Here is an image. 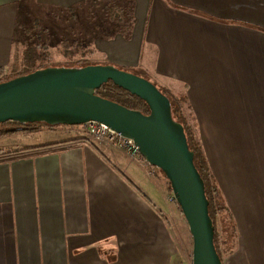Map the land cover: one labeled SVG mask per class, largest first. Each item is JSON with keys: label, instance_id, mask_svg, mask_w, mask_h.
<instances>
[{"label": "crops", "instance_id": "crops-1", "mask_svg": "<svg viewBox=\"0 0 264 264\" xmlns=\"http://www.w3.org/2000/svg\"><path fill=\"white\" fill-rule=\"evenodd\" d=\"M22 1L0 0V71ZM34 1L52 15L75 8V18L94 6V56L186 97L236 228L222 264H264V0ZM111 1L131 7L128 37L100 35V6ZM34 128L0 136V264H175L177 204L162 172L79 131Z\"/></svg>", "mask_w": 264, "mask_h": 264}, {"label": "water", "instance_id": "water-1", "mask_svg": "<svg viewBox=\"0 0 264 264\" xmlns=\"http://www.w3.org/2000/svg\"><path fill=\"white\" fill-rule=\"evenodd\" d=\"M108 82L145 102L149 113L94 94ZM6 122L51 127L97 122L131 140L145 161L168 180L192 239V264H222L193 152L182 126L171 118L168 98L149 80L112 65L36 70L0 83V124Z\"/></svg>", "mask_w": 264, "mask_h": 264}, {"label": "trees", "instance_id": "trees-1", "mask_svg": "<svg viewBox=\"0 0 264 264\" xmlns=\"http://www.w3.org/2000/svg\"><path fill=\"white\" fill-rule=\"evenodd\" d=\"M126 3L128 4V6H120L116 2L111 1L100 6L101 13L99 14L98 18L102 23L100 25L101 29L109 27L110 30L113 29L112 33L121 34L125 37L129 36L131 26L134 22V18L132 16V10L131 7H129V3ZM74 9L75 8H71L67 11L69 15L68 18L71 23L69 25H65V30L62 27V29L60 30H54L56 31V33L52 32V37L54 39L53 42H55L54 45L57 44V46L61 49V55L64 59V63H51L52 56L47 50L48 46L45 43L40 44L41 36L43 35V33H45V30L39 31L38 34H36L35 32H33L32 34L31 32L27 33L26 29H22L21 27H19L18 29L22 30L23 33H25V35L29 37V39H27V43H24L22 41L20 42V45H18V41L20 40L19 36L21 34H19L17 30L15 50L13 52V56L9 65L5 68V70L3 69L0 71V83L48 67L81 68L88 65H109L101 61H84V59L94 56V50L90 48L89 40H87V35L89 30V19L94 20L95 16L92 8L86 6L84 7L85 11L80 13L79 18H75L76 14L73 13ZM50 17V19L48 18L50 21L55 18L54 15ZM79 19L81 23H79ZM55 25L56 24L52 25V27H54ZM59 32V37H57V34ZM18 46L20 47L19 49ZM75 58H80V60L75 61ZM114 67L119 69V67ZM133 74H136L142 78L149 80L144 74ZM157 88L163 95L168 98L170 102L171 118L175 123L182 126L184 134L186 136L188 148L191 152H193V163L204 183L205 196L208 201V214L214 228V247L217 254L221 258L220 251L218 249L217 235L215 231L216 217L219 216L223 222V233H225L224 235L226 236V239L224 238V243H227L228 241V234L231 239V249L229 251L230 254L233 251V246L235 245L234 236L236 235V228L233 223L232 216L226 204L224 203L221 192L219 191L218 187L214 184L212 178L209 175V171L202 155L199 142L195 137L194 130L189 124L188 119L186 117L185 112L189 109L186 97L175 98L165 88ZM94 94L101 98L118 103L130 110L138 111L145 115L149 113V108L145 104V102L124 91L123 89L114 86L112 82L103 84L99 89L95 90ZM41 125L47 126L43 123L22 125L12 122H6L0 124V136H9L13 133L22 131L33 132L35 130L34 127Z\"/></svg>", "mask_w": 264, "mask_h": 264}, {"label": "rangeland", "instance_id": "rangeland-1", "mask_svg": "<svg viewBox=\"0 0 264 264\" xmlns=\"http://www.w3.org/2000/svg\"><path fill=\"white\" fill-rule=\"evenodd\" d=\"M35 1L34 0H23L22 1V13H20V18H18V21H20V27L22 29H26L27 33H32L35 32L36 34H38L39 31L45 30V33H43V35L41 36V43L43 44L45 43L48 48L47 50L49 51V53L52 56V61L51 63H57V62H63L64 59L61 55V49L55 44V42H53V34L52 32L56 33V29L60 30L63 29L65 30V25H69L71 23V21L68 18V13L67 9H65L64 11H55V18H53L51 21L47 20L48 18L50 19L51 13L53 11H51L50 9H45V8H38L35 5ZM92 10L95 11V7L91 6ZM75 11L77 12V9L74 10L73 13H75ZM59 16H57V15ZM24 15V16H23ZM56 24L54 27H52V25ZM109 30L108 28H103L101 29L100 35L103 37H107V33L108 34H112L113 31ZM19 34H21L20 40L18 41V45H20V42H24L27 43V39H29L28 36L25 35V33H23L22 30L18 29ZM40 34V33H39ZM60 32L57 34V37H59ZM88 36V35H87ZM101 36H96L95 38H99ZM45 45V46H46ZM20 47L18 46V49ZM102 56L98 55V56H93L90 58H86L84 59V61L86 62H103L102 61ZM80 60V58H75V61ZM64 63V62H63ZM118 69V68H117ZM120 69V68H119ZM121 70V69H120ZM127 71L128 70H125ZM130 72V71H129ZM130 73H138V72H130ZM186 117L189 119V112H185ZM97 144V143H96ZM98 145H109V144H105V143H100ZM125 154V153H124ZM129 159V158H128ZM130 160V159H129ZM133 162V161H132ZM135 163V162H134ZM170 188V187H169ZM172 197V195H171ZM171 197L170 195L166 198L167 200L171 201ZM224 200V199H223ZM172 202V201H171ZM225 203V201H224ZM226 204V203H225ZM171 215H174L175 220H177V225H178V229H175L174 227V223L172 226V230H174V236H175V240L177 242V250H178V257H176L177 259L175 260V264H188L189 262L191 263L192 260V255H191V250H192V239L190 236V233L188 231V226L184 220V217L182 216L180 210L177 209L176 211H174L173 213H171ZM215 231H216V235H217V241H218V249L220 251V255H221V261L224 260L228 254L229 251L231 249V239L229 237L228 234V241L227 243H224V240L226 239V236L224 235L225 233H223V222L220 219V217H216V222H215ZM172 224V222H171ZM181 224V227H180ZM225 238V239H224ZM234 248L236 249V242L235 245L233 246V250Z\"/></svg>", "mask_w": 264, "mask_h": 264}, {"label": "built area", "instance_id": "built-area-1", "mask_svg": "<svg viewBox=\"0 0 264 264\" xmlns=\"http://www.w3.org/2000/svg\"><path fill=\"white\" fill-rule=\"evenodd\" d=\"M58 131L63 133H72L75 131L81 132V134L87 140L93 143H105L114 146L119 151L125 153V155L131 160L136 162L139 166L143 168H150L152 170H158L155 167L150 166L145 159L139 154L137 147L134 143L126 138L121 137L119 134L110 130L107 126L97 123V122H88L79 126H66L58 125L54 126ZM173 198H171V201ZM188 264H192L189 262Z\"/></svg>", "mask_w": 264, "mask_h": 264}]
</instances>
